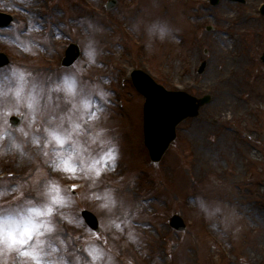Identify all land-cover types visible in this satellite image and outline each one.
<instances>
[{
    "label": "rangeland",
    "instance_id": "1",
    "mask_svg": "<svg viewBox=\"0 0 264 264\" xmlns=\"http://www.w3.org/2000/svg\"><path fill=\"white\" fill-rule=\"evenodd\" d=\"M38 1L35 13L28 15L19 0H0V13L13 17L8 27L0 29V52L10 60L0 69V223L33 207L43 208L46 188L54 181L68 203L52 217V232L41 229L43 243L36 245L41 264H264V254L258 250L264 249V111L258 108L261 113L244 123L219 128L227 127L235 141L228 152L218 143L219 151L210 160L212 171L224 172L222 188L215 189L208 176L199 182L190 172L193 155L184 139L186 130L208 114L215 99L208 89L215 74L210 77L209 65L214 41L228 28L221 17L252 12L264 33V16L259 12L264 0H219L214 6L209 0H117L111 11L105 10L107 0ZM52 22H58L62 31L53 40L47 34ZM71 43L81 56L63 68L61 60ZM253 51L255 65L249 78L257 75L264 80L260 60L264 39ZM203 61L206 68L198 75ZM133 69L147 72L168 91L211 98L196 118L177 126L175 140L154 164L143 146L144 99L131 84ZM182 73L187 84L176 80ZM66 76L76 77L90 109L83 107L80 97L74 109L66 93L55 90ZM29 99L34 114L26 106ZM20 115L21 125L11 128L8 118ZM74 124L81 127L63 147L55 141L46 143L45 128L62 125L63 134ZM211 138L205 137V142ZM110 149L114 163L105 157ZM57 152L63 158L72 154L77 172L57 170L55 165L62 162ZM94 160L103 168L96 178L86 174ZM106 193L117 201L111 211L102 207ZM83 210L97 217L98 233L82 220ZM174 214L183 218L185 231L169 227ZM31 217L38 223L48 219ZM94 247L100 250L95 259L90 255ZM0 264L36 262L0 244Z\"/></svg>",
    "mask_w": 264,
    "mask_h": 264
},
{
    "label": "bare ground",
    "instance_id": "2",
    "mask_svg": "<svg viewBox=\"0 0 264 264\" xmlns=\"http://www.w3.org/2000/svg\"><path fill=\"white\" fill-rule=\"evenodd\" d=\"M19 1L18 5H22V10L28 15L35 13V6L39 2L38 0ZM221 19L228 24V28L214 41L212 61L209 65L210 77L215 74L209 79L212 83L208 85V89L215 99L208 114L190 126L184 134L185 142L189 144L193 155L190 172L196 174L199 182L202 181L203 176H208L215 189L222 188L225 180L221 179L223 171H212L211 157L215 153L217 155L218 143L222 142V147L228 152L235 142L230 138L232 132L227 127L221 130L219 128L227 123H244L252 115L261 113L257 111L258 108L264 111V80L257 75L256 78H249L255 65L253 49L264 39L263 29L252 12L247 14L232 12L222 16ZM58 35H62V31L58 22H55L50 27L49 37L53 40ZM176 80L180 84L189 82L184 73L178 75ZM250 132V129L245 132L246 139H249ZM261 133L260 131L258 134ZM205 137L212 138L205 142ZM18 159L17 164L20 166L21 158ZM260 210L256 211L259 216ZM257 222L261 223L258 225H262L260 217L257 218ZM261 240L264 241V237H261ZM258 250L264 254L263 247L259 246Z\"/></svg>",
    "mask_w": 264,
    "mask_h": 264
},
{
    "label": "snow or ice",
    "instance_id": "3",
    "mask_svg": "<svg viewBox=\"0 0 264 264\" xmlns=\"http://www.w3.org/2000/svg\"><path fill=\"white\" fill-rule=\"evenodd\" d=\"M88 55L91 61L94 63L95 59L92 52H88ZM21 80L24 78V74L21 73L20 76ZM56 91H63L66 93V98L73 104V108H77V97H80V102L82 103L85 109H90L91 105L90 102L87 100L86 97L83 96L82 89L78 88L77 79L75 76H66L63 78V82L56 85ZM16 96L19 100L21 95V90H16ZM100 95H105L103 92ZM26 106L33 110L34 114V102L29 99L27 101ZM92 118L95 119L96 114L92 113ZM62 125L57 127H48L45 128L44 131L47 134L48 139L46 140L47 144H51L55 141L59 146L63 147L66 142L72 140V133L78 130L81 126L79 124H74L73 128L69 131L68 129L63 130V134L59 130ZM24 135H27L25 132ZM36 144L40 143L39 138L34 140ZM19 147V146H18ZM47 155V152L44 153ZM57 155L61 157L62 162L55 165L57 170L67 171L71 173L77 172V167L72 163L73 156L69 154L66 158H63V154L57 152ZM106 159H110L115 161V153L111 149L108 153L105 154ZM99 160H94L91 165L87 167L86 174L92 178H96L102 175L103 168L98 167L100 165ZM79 170L85 171L84 168H80ZM50 186L46 188V195L47 199L43 204V208L33 207L30 211L34 212L38 217H48V219L42 222H36L32 217H29L25 227L23 229H6L3 226H0V244L5 245L9 250H16L19 251L23 256H30L32 257L36 264H41L39 260V253L36 250V245L43 243L40 240V237L45 234L44 231L41 229L46 230L47 232H52L55 228V225L52 223V217L54 216L55 212L57 211L58 207H64L68 203V197L62 193L60 186L54 182H49ZM75 188V185H73ZM99 198V197H97ZM117 201L114 196L111 194H105V203L102 204V207L108 208L111 211V208L116 205ZM117 228H120V224L113 221ZM134 239V237H133ZM35 241V243H33ZM31 249V250H29ZM100 252L98 248H93L90 251V255H93V258H97V253Z\"/></svg>",
    "mask_w": 264,
    "mask_h": 264
},
{
    "label": "water",
    "instance_id": "4",
    "mask_svg": "<svg viewBox=\"0 0 264 264\" xmlns=\"http://www.w3.org/2000/svg\"><path fill=\"white\" fill-rule=\"evenodd\" d=\"M216 3L217 0H212ZM115 1L109 2L113 7ZM261 12L264 14V7ZM11 17L0 14V26H6ZM79 56L78 48L70 46L62 62L63 66L71 65ZM264 62V54L261 57ZM8 63L5 55L0 53V67ZM132 81L136 89L145 97L143 107L144 143L149 151L151 160L157 162L161 159L169 144L175 138V127L186 117L196 116L198 109L209 101V97L196 99L183 92H166L161 86L156 85L151 78L140 71H134ZM21 117H10L12 127L20 124ZM87 225L94 231H98L96 218L88 211L82 212ZM170 225L178 231L185 229L183 220L174 215L170 219Z\"/></svg>",
    "mask_w": 264,
    "mask_h": 264
},
{
    "label": "clouds",
    "instance_id": "5",
    "mask_svg": "<svg viewBox=\"0 0 264 264\" xmlns=\"http://www.w3.org/2000/svg\"><path fill=\"white\" fill-rule=\"evenodd\" d=\"M31 214H35L32 211H25L23 215H20L15 219H5L0 226H3L6 229H23L29 219Z\"/></svg>",
    "mask_w": 264,
    "mask_h": 264
}]
</instances>
